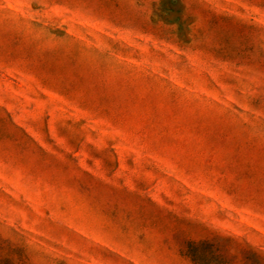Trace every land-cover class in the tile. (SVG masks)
I'll list each match as a JSON object with an SVG mask.
<instances>
[{
  "label": "rangeland",
  "instance_id": "374dc122",
  "mask_svg": "<svg viewBox=\"0 0 264 264\" xmlns=\"http://www.w3.org/2000/svg\"><path fill=\"white\" fill-rule=\"evenodd\" d=\"M0 264H264V0H0Z\"/></svg>",
  "mask_w": 264,
  "mask_h": 264
}]
</instances>
